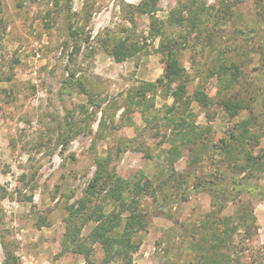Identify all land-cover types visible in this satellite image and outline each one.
<instances>
[{"label": "rangeland", "instance_id": "1", "mask_svg": "<svg viewBox=\"0 0 264 264\" xmlns=\"http://www.w3.org/2000/svg\"><path fill=\"white\" fill-rule=\"evenodd\" d=\"M139 2L0 0V264H264V0Z\"/></svg>", "mask_w": 264, "mask_h": 264}, {"label": "trees", "instance_id": "2", "mask_svg": "<svg viewBox=\"0 0 264 264\" xmlns=\"http://www.w3.org/2000/svg\"><path fill=\"white\" fill-rule=\"evenodd\" d=\"M157 2L158 0H140V2L135 6V9H137L138 11L145 13V14H149L150 16H152L155 11L157 10ZM176 11V9H172L169 13V19L168 22L171 24L172 23V17L174 12ZM151 27H150V36L153 38L156 37H160V38H164L166 39V43L167 45H163V40L162 43L160 44V47L158 48L159 51L163 54V56H165L166 58V66H165V74H164V78H168L172 79L171 77L173 75H175L178 72H182V67L178 64V61L176 60V58L173 56V49L171 48V46L175 45L176 41L175 39H172L168 36L164 37V32L163 29L161 28V26L163 25V23L161 21H158L157 19H155L153 16L151 17ZM135 47V48H134ZM137 46L135 43L131 44V45H127L126 42L121 41L118 43H114V45H112V48H109L107 46H105V51L108 52V54H110L111 56H113V58L116 61H121L123 60L125 57L130 56L133 52L134 49H136ZM71 78L76 81V83L78 84V87H80L81 89H83V84L81 83L80 78H75L74 75L71 76ZM163 78V77H162ZM162 78H158L159 80ZM170 82L173 80H169ZM65 89V88H63ZM85 91V90H84ZM171 93L174 97H177L178 91L177 89L171 90ZM250 159L252 160L251 165L252 166H258L261 169H264V155L263 156H253L250 155ZM206 191H208L213 197H217V196H222L225 197L226 195L224 191H220L217 190V188L213 185H209L206 187ZM256 194L260 197V198H264V189L263 188H259L256 187ZM9 264V263H7Z\"/></svg>", "mask_w": 264, "mask_h": 264}]
</instances>
